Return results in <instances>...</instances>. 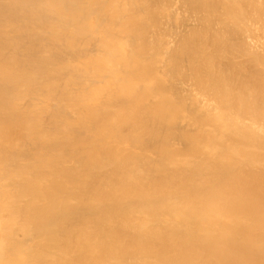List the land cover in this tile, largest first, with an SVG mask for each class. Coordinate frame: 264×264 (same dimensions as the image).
Returning <instances> with one entry per match:
<instances>
[{"label": "bare ground", "instance_id": "obj_1", "mask_svg": "<svg viewBox=\"0 0 264 264\" xmlns=\"http://www.w3.org/2000/svg\"><path fill=\"white\" fill-rule=\"evenodd\" d=\"M0 264H264V0H0Z\"/></svg>", "mask_w": 264, "mask_h": 264}]
</instances>
